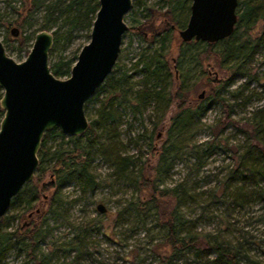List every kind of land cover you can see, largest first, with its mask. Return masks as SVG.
Wrapping results in <instances>:
<instances>
[{
	"label": "rangeland",
	"instance_id": "374dc122",
	"mask_svg": "<svg viewBox=\"0 0 264 264\" xmlns=\"http://www.w3.org/2000/svg\"><path fill=\"white\" fill-rule=\"evenodd\" d=\"M37 1L39 8L29 14L33 0H0V40L5 44L8 54L18 62L23 61L31 50L35 35L42 30H49L55 37H59V41L54 44L50 63H55L61 57L73 58L75 63L81 49L90 41L92 27L88 28L86 24L78 26L68 41L66 37L70 24L63 19L55 21L53 17L48 23V29H43L46 22L45 4L51 0ZM172 14L174 18L175 11L166 0H133V7L125 18L128 30L123 36L118 65L130 69L143 49L157 48L159 42L157 39L153 42V39L158 37L157 33L167 23L169 27L173 25ZM22 20H25L24 28L17 22ZM13 28L19 29L17 36L12 34ZM153 33H156V37ZM249 34L252 39L264 36V19L257 22ZM24 35L31 36L29 45L18 50ZM182 43L179 30H174L169 51H166L171 61L180 55ZM207 48L202 47L205 50ZM220 48L217 46L214 51ZM200 57V63L196 59L187 60L180 67L179 78H188L185 94L188 100L185 102L176 98L167 110H162L163 106L160 108L150 100L144 104L142 113L134 112V107L129 103L117 108V149L121 155H132L136 161L127 174H119L112 161L105 157L109 144H106L107 135L100 128L99 133L103 136L91 153V170L98 182L96 190L84 194L77 181L70 180L61 188L56 187L46 193L47 199L56 195L62 201L54 205L59 214L47 211L49 225L40 243L43 251L49 252L53 244L69 242L78 229L83 234L85 231L89 233L78 254L65 250V244L55 256L56 261H64L66 264H161L163 252L167 250L163 246L166 232L163 230L161 213L152 208L148 213L137 215L134 210L127 212L126 207L131 201L143 197L139 181L141 171L155 167L159 162L161 148L176 143L180 150H172V155H169L172 169L164 185L172 187L183 183L189 194L193 195L181 207L182 214L199 220L200 231L225 237L235 245L243 246V261L240 264H264V199L255 196L244 206H237L228 194L221 193L220 188L221 181L238 165L239 155L258 142L254 136V127L260 120L264 121V46L235 76H232V69L222 68L214 55L210 57L205 53ZM172 74L176 76L174 69ZM110 75L119 73L114 71ZM173 78L167 92L175 96ZM231 78L232 81L219 91L227 107L231 106L229 113L221 102H213L210 94L216 81ZM142 79L140 73L133 78L138 83L137 89L143 87ZM202 93H205L204 97L200 98ZM107 95L104 92L91 102L88 101L85 112L89 121L97 117V110ZM190 98L192 100L189 102ZM211 101L213 103L205 115L200 120L195 118L194 123L185 128L184 134L179 133L180 127L174 126V117L188 108L196 109L198 105ZM133 106L137 104L133 103ZM217 131L220 133L218 140L221 144L215 138ZM213 141L216 142L214 146ZM60 142L58 139L49 145L56 147ZM65 145L72 146L70 143ZM210 149L213 150L211 154L205 152ZM197 154L201 158L198 159ZM52 178L50 170L42 177L37 171L35 179L30 183L40 189ZM27 189L23 191V196L27 194ZM100 203L105 205V212L98 210ZM37 208L35 206L34 210ZM23 209L24 206L16 201L6 214H14ZM17 226L16 221L8 230ZM188 255L189 262L197 264L190 252ZM183 260L184 256H181L175 263L182 264ZM8 262L32 264L29 256L24 255V252L19 254L18 249L10 251ZM207 264L215 263L209 261Z\"/></svg>",
	"mask_w": 264,
	"mask_h": 264
},
{
	"label": "trees",
	"instance_id": "16d2710c",
	"mask_svg": "<svg viewBox=\"0 0 264 264\" xmlns=\"http://www.w3.org/2000/svg\"><path fill=\"white\" fill-rule=\"evenodd\" d=\"M166 1L175 11L174 18L173 14L171 15L175 29L168 25L169 29L162 34L157 33L158 37L155 36L156 33H153L156 37L153 42L157 39L159 46L143 49L140 57L132 64L130 69L116 63L112 72L117 71L119 75H109L89 100L91 102L100 94L108 93L97 110V117L89 121L88 130L79 136H67L58 128L45 134L39 152L40 163L37 171L40 172V177H42L50 170L53 178L48 183H44L40 189L28 183L22 192L13 198L11 206L14 202L19 201L24 209L14 214H6L1 221L0 264H9V253L13 249H18L19 254L24 252V255L26 254L32 260V264H66L64 261L54 259L65 244H67L65 250L69 252L78 254L81 251V247L85 245L89 233L85 231L83 234L80 229L76 231L75 236L69 242L53 244L47 253L40 248V243L45 237L49 225L47 211L51 210L55 214H59L54 205H59L62 201L56 195L47 199L46 193L56 187L61 188L70 180L77 181L80 191L84 194L96 190L98 182L91 170V153L103 136L99 133L100 128L107 135L106 144H109L108 154L105 157L112 161V165L119 174L125 175L130 171L131 166H134L136 162L134 157L132 155H121L115 143L119 136L118 107L129 103L134 107V112L142 113V109L145 108L144 104H148V101L153 100L160 108L163 106L162 110H167L176 98L182 102L188 100L185 96L188 89V86H186L188 78L183 77L181 80L177 75L180 72V67L186 64L187 60L196 59L200 63V60H202L200 56L205 53L210 57L214 55L219 65L227 70L232 69V76H235L242 72L245 64L252 61L260 48L264 46V36L252 39L249 34L256 23L264 19V0H240L238 22L234 33L230 37L216 43L202 41L185 43L183 44L184 48H181L180 55L171 61L169 52L166 53V51H169L171 34L174 30H181L186 27L192 0ZM32 3V7L28 11L29 14H33L39 8L37 0H33ZM98 9L99 0H51L45 4L46 22L43 29H48V23L52 21L53 17H55V21L63 19L70 24L66 37L69 41L72 32L78 26L86 24L88 28L92 27ZM17 22L20 27L24 28L25 20ZM30 40V35H24L18 50L27 47ZM58 41L59 37L57 36L55 37V44ZM204 43L206 44L204 46L208 47L206 50L202 49ZM217 46L221 48L214 51ZM52 54L53 50L50 57ZM73 65L74 59L65 57L51 63L52 71L57 77H69ZM173 69L176 76L172 74ZM137 73L143 76L141 81L143 87L141 89H137L138 83L133 81ZM172 78L174 79L175 96H172V92H167ZM231 81L232 78L226 81H216L210 94L212 101L221 102L229 113L231 106L227 107V104L220 97L219 91ZM1 97L2 90L0 88V99ZM191 100L190 98L189 102ZM212 101L207 104L202 103L196 109L188 108L184 112L178 113L173 122L174 126L180 127L179 133L184 134L185 128L190 127L195 118L200 120L209 110ZM133 103H136L137 106H133ZM3 116L4 110L0 106V123ZM216 133V141H220L218 140L220 133L218 131ZM254 136L258 142L249 146L244 153L239 155L238 165L229 171V174L221 181L220 185L221 193L228 194L232 198L233 204L237 206H244L255 196L264 199L263 120L255 125ZM67 137L68 139H66ZM58 139L61 140L58 146L49 145L50 142ZM65 143H70L72 146H66ZM213 144L215 145L216 142ZM218 144H221V141ZM172 150L179 151L180 148L176 146V143L162 147L158 164L155 167L141 171L139 181L143 197L131 201L127 205L126 211L132 212L134 210L137 215H142V213H148L149 210L154 208L161 213L163 230L166 232L163 246L167 249L163 252L164 258L161 264H176V259L181 256H184L182 264H191L189 262V252L197 264H207L209 261L215 264H240L243 261V246L235 245L225 237L200 231L198 229L199 220L187 218L186 215L182 214L181 207L186 204L188 197H193L189 194L188 188L183 183H178L172 187L164 185L165 179L172 169V163L168 161L169 155H172ZM212 151V149L205 150L208 154H211ZM196 156L198 159L201 158L199 154ZM26 187H28L27 194L23 196ZM35 206H38L36 210H34ZM16 221L18 226L9 231L8 229L12 228V223ZM213 256L214 258H212Z\"/></svg>",
	"mask_w": 264,
	"mask_h": 264
},
{
	"label": "water",
	"instance_id": "95a60500",
	"mask_svg": "<svg viewBox=\"0 0 264 264\" xmlns=\"http://www.w3.org/2000/svg\"><path fill=\"white\" fill-rule=\"evenodd\" d=\"M240 0H192L190 17L179 30L185 42L216 43L230 37L238 22ZM133 0H99L91 38L80 51L70 76L57 77L50 54L55 36L49 30L35 35L23 61L11 57L0 40V224L14 197L35 179L45 134L58 128L67 136L89 128L88 101L112 73L121 53ZM18 28L12 29L17 36ZM204 93L200 97H203ZM106 211L104 204L97 206Z\"/></svg>",
	"mask_w": 264,
	"mask_h": 264
},
{
	"label": "flooded vegetation",
	"instance_id": "af4514ba",
	"mask_svg": "<svg viewBox=\"0 0 264 264\" xmlns=\"http://www.w3.org/2000/svg\"><path fill=\"white\" fill-rule=\"evenodd\" d=\"M168 23L166 24V26L165 27H163V29L159 32V34H162L164 31H167L169 28H168ZM172 26V28L173 29H175V26L174 25H171ZM182 40V39H181ZM193 41H195V42H197L196 40H193ZM182 44H185V43H189V42H185V41H183L182 40ZM190 42H192V41H190ZM183 47V46H182ZM177 75H179L178 73H177ZM205 94V93H204ZM201 96V95H200ZM203 97H204V95H203ZM203 97H200V98H203Z\"/></svg>",
	"mask_w": 264,
	"mask_h": 264
}]
</instances>
